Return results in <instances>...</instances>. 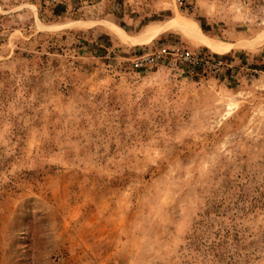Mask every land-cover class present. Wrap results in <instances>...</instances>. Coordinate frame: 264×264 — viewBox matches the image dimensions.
<instances>
[{"label":"rangeland","instance_id":"rangeland-1","mask_svg":"<svg viewBox=\"0 0 264 264\" xmlns=\"http://www.w3.org/2000/svg\"><path fill=\"white\" fill-rule=\"evenodd\" d=\"M186 2L0 0V264H264V0Z\"/></svg>","mask_w":264,"mask_h":264},{"label":"built area","instance_id":"built-area-1","mask_svg":"<svg viewBox=\"0 0 264 264\" xmlns=\"http://www.w3.org/2000/svg\"><path fill=\"white\" fill-rule=\"evenodd\" d=\"M87 2L90 0H76ZM179 7L183 10H189L186 0H177ZM167 62L173 66L177 64L194 66V65H205L214 69V72L217 73L221 67H224L225 64L217 58L205 55V54H195L184 47L177 45H165L155 49L149 53H143L138 55L133 59V64L136 68H152Z\"/></svg>","mask_w":264,"mask_h":264},{"label":"bare ground","instance_id":"bare-ground-1","mask_svg":"<svg viewBox=\"0 0 264 264\" xmlns=\"http://www.w3.org/2000/svg\"><path fill=\"white\" fill-rule=\"evenodd\" d=\"M187 25L188 24H186L183 19L179 18V19H176L175 21H173L171 26L173 28H175L176 30L183 32L187 37H189V38H191V39H193L195 41H198V42L204 44L207 47L218 48L220 46H224V44L221 43V42H217L215 40H211V39L203 37L202 35H200V33L196 29L188 27ZM161 31L162 30L160 28L153 29V31H151L150 33L145 35L143 38H141V41H149L151 39H154L155 36H157L158 34L161 33ZM263 35H264V33H263ZM263 41H264V39L263 40L262 39L261 40H257V41L254 42V45H259ZM135 43H138V42H135Z\"/></svg>","mask_w":264,"mask_h":264}]
</instances>
